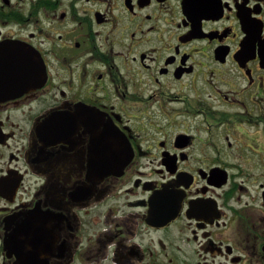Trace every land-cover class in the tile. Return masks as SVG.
<instances>
[{
    "label": "flooded vegetation",
    "instance_id": "flooded-vegetation-1",
    "mask_svg": "<svg viewBox=\"0 0 264 264\" xmlns=\"http://www.w3.org/2000/svg\"><path fill=\"white\" fill-rule=\"evenodd\" d=\"M0 264H264V0H0Z\"/></svg>",
    "mask_w": 264,
    "mask_h": 264
}]
</instances>
